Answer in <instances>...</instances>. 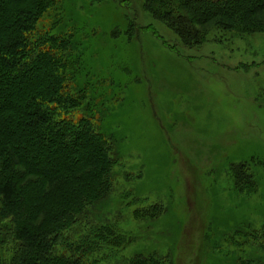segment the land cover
<instances>
[{
    "label": "rangeland",
    "instance_id": "374dc122",
    "mask_svg": "<svg viewBox=\"0 0 264 264\" xmlns=\"http://www.w3.org/2000/svg\"><path fill=\"white\" fill-rule=\"evenodd\" d=\"M107 1L90 10L64 0L62 9L68 25L89 26L94 72L104 78L89 97L95 128L118 153L110 191L94 195L92 223L82 228L116 224L130 236L120 264L163 248L174 264L252 262L264 252L247 236L264 224V34L215 43L220 32H213L204 44L185 47L146 12L134 27L123 0ZM125 18L139 38L107 40ZM243 164L255 165L243 173L253 176L252 188L236 182ZM152 204L165 215L134 218Z\"/></svg>",
    "mask_w": 264,
    "mask_h": 264
},
{
    "label": "trees",
    "instance_id": "16d2710c",
    "mask_svg": "<svg viewBox=\"0 0 264 264\" xmlns=\"http://www.w3.org/2000/svg\"><path fill=\"white\" fill-rule=\"evenodd\" d=\"M107 2L79 0V8L91 10ZM64 3L0 0V264H120L119 250L132 239L116 224L82 228L92 223L88 216L98 202L94 195L106 197L110 191L118 153L114 140L95 128L96 106L89 97L104 78L94 72L89 26L86 21L68 25ZM122 4L134 27L146 12L171 28L185 47L204 44L213 32H220L215 43L264 34V0ZM48 19L50 26L42 22L48 24ZM121 25L107 33V40L132 43L137 33L131 23L126 19ZM34 29L39 34L32 37ZM254 167L241 165L236 182L252 188L253 176L243 179V173ZM165 212L152 204L133 216L151 222ZM253 234L247 236L264 249V224ZM8 248L11 256L5 258ZM156 252H141L128 264H174L168 249ZM98 254L103 258L97 260ZM252 260L237 264H264V252Z\"/></svg>",
    "mask_w": 264,
    "mask_h": 264
}]
</instances>
